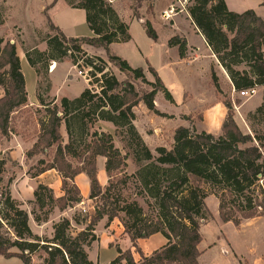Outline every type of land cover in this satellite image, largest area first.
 I'll use <instances>...</instances> for the list:
<instances>
[{
	"label": "trees",
	"instance_id": "1",
	"mask_svg": "<svg viewBox=\"0 0 264 264\" xmlns=\"http://www.w3.org/2000/svg\"><path fill=\"white\" fill-rule=\"evenodd\" d=\"M56 1L53 0L43 11L50 32L44 40L47 52L32 48L24 53L25 59L36 73L37 62L32 56L42 59L39 62L46 67L48 62H59L70 55L72 65L79 71L82 68L89 70L95 87L89 84L76 98H62L59 105L45 104L42 97L37 96L46 117L39 121L37 140L25 155L31 159L38 153L54 149L52 161L33 177L54 170L61 180L62 196L54 198L52 189L40 184L28 204L38 210L31 211L34 222L38 225L46 223L53 208L64 212L81 203L80 190L74 180L84 174L89 181L88 199L100 200L102 205L96 207L89 221L77 215L72 218L75 225H86L74 236L70 232L71 222L61 218L52 227V238L42 239L32 234L28 213L20 208L21 204L12 200L9 194L0 195L4 207L0 211V257L31 264L32 255L40 251L45 255L43 264H95L89 260L85 249L97 241L96 225L106 218L108 227L122 214L120 223L123 232L129 237L140 260L135 262L131 251L116 248V257L108 264H198L200 226L210 217L205 204L208 195L216 198L218 215L224 224L239 226L242 220L264 218V133L257 135L252 131L253 136L242 133L233 120L232 104L227 99L223 102L227 115L219 135L197 132L193 127H178L173 133L171 150L158 147L155 149L156 157L153 156L133 125L136 119L133 110L142 104L148 113L171 119L156 110L154 99L157 93H161L167 102L173 104L172 95L151 66L148 65V72L154 82L147 81L141 68H131L125 60L110 52L111 44L127 43L131 37L128 25L119 19L106 0L66 1L70 8L85 13V22L93 34L92 38L78 39L66 38L47 15ZM187 1L190 3L186 8L189 17L226 72L234 92L263 88L261 105L247 115L249 119L261 116L262 120L264 21L252 10L240 14L229 11L224 0ZM133 2V17L140 20L138 9L142 0ZM141 25L147 38L156 42L157 34L150 21L144 20ZM52 32L55 34L52 35ZM3 43L0 37V87L3 90L0 98V142L7 140L12 133L13 114L27 105L25 79L16 47L9 42ZM82 45L103 49L108 62L127 79L118 81L107 70L106 61L88 56L82 51ZM168 46H178L179 56H184V41L174 37L169 40ZM74 53L81 56L78 58ZM241 64L246 65L249 71L237 70L236 67ZM210 77L219 92L212 70ZM137 84L145 85L149 90L138 88ZM99 122L125 130L131 138V145L135 146V152L148 163L139 175L144 186L150 188L148 192L154 200V218H146L136 202L121 201L110 193L128 178L113 183L115 175L123 176L127 169L128 154H122L114 146L111 134L99 128L90 131ZM62 126L67 136L66 143L60 133ZM98 157L105 160L104 172L109 185L104 192L96 176ZM72 160L82 166L73 168ZM38 164L43 165L44 161ZM4 165L5 161H0V181ZM161 176L164 185L159 184ZM47 204L51 205V210L42 213ZM155 234L161 235L166 244L144 256L137 247V241Z\"/></svg>",
	"mask_w": 264,
	"mask_h": 264
},
{
	"label": "rangeland",
	"instance_id": "2",
	"mask_svg": "<svg viewBox=\"0 0 264 264\" xmlns=\"http://www.w3.org/2000/svg\"><path fill=\"white\" fill-rule=\"evenodd\" d=\"M52 1L53 0H0V15L2 20L0 24V37L3 39L4 43H13L16 47L17 55H19V57H21L23 60L22 73L25 78V83L27 82L26 92L28 93L29 98H34L35 96L34 73L32 72L33 70L28 66L24 58V53L31 50L32 48H36L42 53L47 52V46L44 40L47 36L46 33L49 31L47 30L48 28L43 11L40 12V7L44 2L52 3ZM66 1L67 0H61L57 5L56 13L59 17L57 21L63 22L64 24H70L71 26L74 24L77 28V34H82L83 31H88L84 20V13L78 10L73 11L71 9H69L71 11H68L66 8ZM147 1L151 2V0H142V2ZM226 1L231 12L240 14L248 10H252L264 17V6L261 5L264 3V0ZM174 2L178 6H180L182 3L185 8H188L190 5L187 0L184 2L181 0V3L179 0H174ZM134 6L135 4H133V8ZM170 12L172 13L173 10H170ZM131 33L133 43L127 45H118V47L113 50L114 53L112 54L115 56L119 55V57L122 56V59L126 60L132 68H141L144 72L145 78L150 82H154V78L148 72V65L153 67L159 73V75L165 79L172 90L171 95L176 101V106L172 105L164 99L161 93L157 94L155 97L156 109L160 112L177 116L174 120H176L178 124L182 123L180 126H184L185 124L189 127L195 128L198 131L205 129L206 109H204V107L212 96L211 90L206 88V85H204L203 82L199 84L200 88L195 86L196 83L191 84L188 82V84H185V82L188 80L186 81L184 74L181 75L182 82H180L178 78L175 79V74L173 73L174 67L168 68L169 65L167 64L170 55L167 54V52L161 50L162 46H160V50H154L152 44H150L152 46V49L149 50L150 52H147L148 50L145 49L146 45H144L143 42H145V40H151L145 35L142 25L133 24ZM158 33L160 35V40L163 42L165 38L164 33L159 29ZM54 34L55 33L52 32V35ZM79 38L86 37L79 36ZM137 46L147 52L146 56L142 55L138 51ZM82 51H89L90 54L85 52L88 56L98 57V55L101 54L104 56L101 48H90V46L82 45ZM103 52L105 51L103 50ZM73 55L78 58L81 56L76 53ZM69 56L62 58L59 62H48L46 67L43 62H39L42 59L39 60L36 56H32V58L37 62V74L35 73L37 76L36 93L37 96L42 97L45 104L51 105V103H54L59 105L62 97H77L78 90L82 82L87 83V87L89 84H91V87H95V85L92 84V78L89 75V70L87 68H82L81 71L77 69L75 72H70L69 64H72V61ZM104 61L107 63V70L112 73L118 81L122 82L127 79L126 76L120 73L113 64L108 62L106 55L104 56ZM79 64L82 65V62L79 61ZM236 69L239 71H249L248 67L244 64L237 66ZM211 70L213 71V69ZM49 71L52 72V74H49ZM79 72H81V75H79ZM32 83L33 88H31ZM217 85L219 92H217L213 86V94L215 93V96L222 104L224 101H227V99H230L232 104V117L236 125H239L238 128L240 131L244 134H250L252 136V131L257 135L264 133V116L262 120H260L261 116L250 119L247 118V115L250 112L245 111L244 104L247 103L249 97H240L234 91L231 95V87L227 84H224L223 82H219L218 78ZM138 86V88L149 90V87L145 85L139 84ZM201 86H203V88H201ZM184 91L188 92L192 97L188 103L182 105ZM203 99L204 102H202ZM133 111L136 114V119L133 122V125L136 131H139V133L142 134L145 142L143 140L142 141L152 153V155L156 157L155 149L158 147H164L166 150H171L174 133V130L172 129L174 126L173 122H160L163 123V125L158 127L156 122H159L160 120H158L156 118L157 116L154 114L148 113L142 104H140ZM182 114L186 115L182 116ZM45 117V110L39 104H37L36 107L22 109L18 111L17 114L13 115L11 128L13 132H16L22 141L27 144V148L24 151L25 154L36 142L40 130L39 121ZM241 119L244 120L249 132L246 125L241 122ZM222 123H220V126ZM218 127L219 123L214 121L208 124L207 129L210 131V133H214L217 131ZM96 128L110 133L113 136L114 146L118 148L122 154H128V160L126 161L127 169L124 171V174H122L123 176L119 174L115 175L113 183L121 181L124 177L128 178H126L127 180L124 184H117V188L110 193L112 195H116V197L118 196L121 201L136 202L142 209L146 218H154V200L150 198L148 192V189L150 188H146L144 186L139 175L140 171L148 163L143 160L141 155L135 152V146L133 144L131 145V138L127 135L125 130L115 129L113 126L104 125L99 122L95 124L94 128H91L90 131H93ZM60 133L63 136L64 142L66 143L67 136L64 126L61 127ZM154 134H156V136L153 139L152 135ZM53 152L54 149L44 152L43 154L38 153L39 155L31 159H28L25 155V158L21 164L12 162L10 159L5 158V165L0 181V195L4 197L5 194H9L10 198L21 204L20 208L25 210L30 215L33 209L38 211L36 207L34 208V206L28 204V201H26L27 195L24 194V191L21 192L20 189L24 185L35 184V191L37 186L40 185L39 183H41V185L47 183L51 186H54L55 183H57V176L59 177V175L54 170H51L49 174H44L43 176L39 175V177H41L38 178V180H33V178H35L33 175L43 169L44 166H48L52 161ZM100 159L101 158L99 157L96 159V176L98 175V161H100ZM39 161H44V164L39 165ZM71 164L73 168L82 166L76 160H72ZM163 179V176L159 177V184H165ZM99 183H101L100 185L104 192V189L109 185L106 175L103 176V179L100 178ZM26 189L29 190V187H26ZM12 192L14 196H12ZM56 192V194L62 195L60 188L57 189ZM17 194H20L23 198H25L23 203H20L14 199ZM53 196L54 198L56 197L54 192ZM2 202L3 198H0V211H2L4 208L1 205ZM205 204L210 213V217L207 222L201 223L200 226L201 242L197 247L199 251L198 264H264V218L261 217L245 221L242 220L239 226H234L232 223L224 224L218 215V202L216 198L213 195H208L205 200ZM101 205L102 201L100 200H85L84 203H79L78 205H74V207L70 209L68 208L64 211L68 212L71 218V225L73 226H71L70 232L72 236L77 233V227L72 222V218L77 215L80 216V218H84L89 221L94 216L96 207H101ZM50 210L51 205L47 204L41 212L45 213ZM54 210H56V208L52 209L49 219L50 216H52V218L55 217V213H57V211L54 213ZM122 218L123 215L119 214V219H115L112 222L113 231L115 234L120 233V230H122V225L120 223ZM105 223L106 218H104L102 223L96 228L95 233H97V237H101L103 235V227ZM54 224L56 223H53V225ZM39 238L47 239L45 236ZM102 243L103 241L100 240L99 243H96L94 246H90L85 249L86 252L89 253V260L93 263L98 262L99 264H107L116 255L115 249L104 248L102 247ZM148 245L149 243L145 244L144 246ZM151 245L153 246L152 243ZM110 247L112 246L110 245ZM12 251L15 252L16 250L12 249ZM131 253L132 256L134 253L135 257L138 259V255L134 252V250L133 252L131 251ZM43 257H45V255L40 251L36 254H33L31 258V264H43ZM0 264H21V262L18 259L5 260L0 257Z\"/></svg>",
	"mask_w": 264,
	"mask_h": 264
},
{
	"label": "crops",
	"instance_id": "3",
	"mask_svg": "<svg viewBox=\"0 0 264 264\" xmlns=\"http://www.w3.org/2000/svg\"><path fill=\"white\" fill-rule=\"evenodd\" d=\"M60 1L61 0H57L56 3L47 11L48 16L51 19L53 25L55 27H57L66 38L78 39L79 36H85L86 38H92L93 34L89 29H87L88 31H83L82 34H77V28L74 24L71 26L70 24H64L63 22L57 21V19H59V17H58V14L56 13V8H57V5L60 3ZM106 1L111 5V7L115 11V13L119 17V19L128 25L129 35L131 37V40L127 43H113V44H111L109 46L110 52L114 53L113 50L116 47H118V45H127L130 43H133V38H132V33H131V29H132L133 24H136V25L140 24L141 25L144 20L150 21L153 29L155 30V32L157 34V41L153 42V41L145 40V42H143V44L146 45L145 49L148 50L147 52H150L149 50L152 49V46H153L154 50H160V46H162L161 50L164 52H167V54L170 55V58L167 61V64L169 66L168 65L167 66H168V68L174 67L173 73L175 74V79L178 78L179 81L182 82L181 75L184 74L186 81L188 80L187 82H185V84H188V82H190L191 84L196 83L195 86L200 88L199 84L203 82V84L206 85L205 87L208 88L209 90H211L212 96L210 97L209 101L207 102L206 106L204 107V109H206V115H205V123H206L205 127L206 128L202 129L200 131H198L196 129L195 130L197 132H205V133L212 134L215 136L219 135L220 134V128H221L220 123H222L224 120V117L226 115V109L223 106V104L220 102V100L215 96V93L213 94V92H214L213 91V85L211 84V77H210L211 69H213V71L215 72L216 77L219 79V82H223L224 84H227L231 87V92H232L231 95L233 94L234 90H233L232 84L230 82V79L228 78L227 74L222 69V67L219 65L215 55L212 53V51L210 50V48L206 44L203 36L200 34V32L197 30V28L193 24L191 18L189 17V15L186 11V8H184V7L182 8L181 6H178L177 4H175L174 0H151V2L150 1L142 2L141 7L138 10L141 19L137 20L136 18L133 17V9H132L133 4H134L133 0H106ZM224 2L226 4L228 10L230 11L227 1L224 0ZM49 4H51V2L50 3L44 2L43 4H41L40 12L44 11L45 7L48 6ZM174 6H175V8H174ZM66 8L68 9V11L78 10V9L70 8L67 4H66ZM69 9H71V10H69ZM170 10H173V12L171 13ZM78 11H81L82 13H84L82 10H78ZM255 14L264 21L263 16H261L260 14H258L256 12H255ZM84 20H85V13H84ZM86 26H87V24H86ZM158 29L160 31H162L165 35L163 42L160 40V35L158 33ZM48 34H50V32L46 33V35H48ZM174 37H177L178 39L185 42V53H184L183 57L179 56L178 46H172V47L168 46L169 40L174 38ZM150 44H152V46ZM137 49L142 55L146 56L147 52H145L142 48H139L137 46ZM101 51H102V53H104L103 55L105 56L106 55L105 52H103L102 49H101ZM85 52L90 54L89 51H85ZM17 56L20 60L21 71L23 72V70H22L23 69V60L21 57H19V55H17ZM104 56H102V54L98 55V57H100L103 60H104ZM118 57H119V55H118ZM24 58H25V56H24ZM120 58L122 59L123 57L120 56ZM28 66H29V64H28ZM69 66H70V72H75L77 70V68L75 66H73L72 64H69ZM32 72L34 73V95L35 96H34V98H29L28 93H27V105L25 107H23L22 109L29 108V107H36L37 104H39L38 100H37V93H36V91H37V89H36L37 88V76H36L34 70ZM156 73H157L158 77L160 78V80L162 81V83L164 84L165 88L171 94L172 90L170 89V87L167 84V82L165 81V79L163 77H161L157 71H156ZM49 74H52V72H50ZM26 86H27V82L25 83V89H26ZM31 88H33V83H32ZM85 88H87V83L82 82L80 84V88L78 90V95ZM201 88H203V86H201ZM262 92H263L262 87L256 88V93L253 96L249 97V100L247 101V103L244 104L245 105V111L253 112L256 108H258L261 105V103H262ZM183 93H184V98L182 100V105L185 103H188L192 97L186 91H184ZM157 94H160V93H157ZM2 96H3V90L0 87V98ZM62 98H65V97H62ZM74 98H76V97H74ZM74 98H67V99H74ZM172 98L174 101L172 105L176 106V101H175L174 97H172ZM202 102H204V99L202 100ZM155 103H156V100L154 99V105H155ZM157 111H159V110H157ZM160 113L171 117V119L156 117L158 120H160L159 122H156L158 127L163 125V123H160V122H164V123L165 122H173V124H174V126L172 127L173 130H175L178 127L189 128V126L185 125V124H184V126H180V125H182V123L178 124L176 122V120H174L177 116L167 114V113H163V112H160ZM15 114H17V113H15ZM184 115H186V114H182V116H184ZM135 116H136V114H135ZM167 120H170V121H167ZM214 121L219 123V127H218L217 131H215L214 133H210V131H208V129H207V126H208V124H210L211 122H214ZM241 122L244 123V120L241 119ZM101 124L112 126L111 124L104 123V122H101ZM246 127H247V125H246ZM247 130L249 132L248 127H247ZM137 132H138L139 136L141 137V139L144 141L142 134L139 133V131H137ZM155 136H156V134L152 135V138L154 139ZM26 146H27V144L24 143L22 141V139L20 138V136L16 132L14 133L12 130V133H10L9 138L7 140L2 139L0 142V161L4 160L5 158H8L12 162H17L18 164H21V162L25 158L24 151L27 148ZM99 158H101V157H99ZM103 160L104 159L101 158L100 161H98V175H97L98 177H97V180H99V181H100V178L103 179V176H105V172H104L105 160L104 161ZM50 172L51 171H47V172L41 174V176H43L44 174H49ZM40 177L39 176L35 177V178H33V180H38V178H40ZM39 184H41V183H39ZM75 184L77 185V187L80 190V195L82 198L81 203H84L85 200L89 201V199H88V196H89V181H88V179L83 174L78 175L75 178ZM99 184H101V183H99ZM43 185L47 186L53 190V192L56 195L55 198H59L60 196H62L61 194L60 195L56 194L57 189L60 188V190H61V180L59 179L58 176H57V183H55L54 186H51L50 184H47V183H44ZM17 186H18V183H17ZM26 187H29V190H27ZM15 188H16V186H15ZM34 188H35V184H32V185L27 184V185H24L20 189L21 192L24 191V194L27 195L26 201L29 202V201L33 200ZM12 196H14L13 192H12ZM14 199L20 203H23L25 198H23L22 195L17 194V196L14 197ZM56 211H57V213H55ZM53 212L55 213V217L52 218V216H50V219L46 223H42L40 225L36 224L33 220V217L30 214H28L29 215L28 225H29V228H30L32 234L37 235L39 237L45 236L47 239H51L52 234H53V229H52L53 223H57L61 218H66L67 220H69L71 222V218H70L68 212H59L57 209L54 210ZM102 221H103V219L101 221H99L98 224L96 225L95 232H96V228L102 223ZM106 224H107V221L104 225L105 228L103 227L104 232H103V235L101 237H97V233H95V235L97 237V241L94 242L91 246H94L96 243H99L101 240V241H103L102 247H104V248L115 249V251H116V248H119L121 251L130 250L133 252L134 249L132 248V244L130 242L129 237L126 234H124L123 227H122V230H120V233L115 234L113 231L112 222L109 224L108 227L106 226ZM71 226H73V225H71ZM85 226L86 225H80V226L76 225L77 233L82 231L85 228ZM147 243H149V245L144 246ZM151 243L153 244V246L151 245ZM165 244H166V240L159 234H155V235H153L150 238L145 239V240H138L137 241V247L141 250V252L144 256L150 255L153 251L161 248ZM110 245L112 247H110ZM122 245H124V246H122ZM87 254H89V253H87ZM115 257H116V255L114 256V258ZM133 258H134L135 262H137L140 257L138 256V259H137L135 257V254L133 253ZM12 259H15V258H12ZM9 260H11V259H9ZM95 264H99V263L96 262Z\"/></svg>",
	"mask_w": 264,
	"mask_h": 264
},
{
	"label": "built area",
	"instance_id": "4",
	"mask_svg": "<svg viewBox=\"0 0 264 264\" xmlns=\"http://www.w3.org/2000/svg\"><path fill=\"white\" fill-rule=\"evenodd\" d=\"M180 3H181V0H179ZM183 2L185 0H182ZM182 8L184 7V5H180ZM185 8V7H184ZM79 75H81V72H79ZM256 93V87L254 88H251V89H248V90H244V91H241V92H238L237 94L240 96V97H251L253 96L254 94Z\"/></svg>",
	"mask_w": 264,
	"mask_h": 264
}]
</instances>
